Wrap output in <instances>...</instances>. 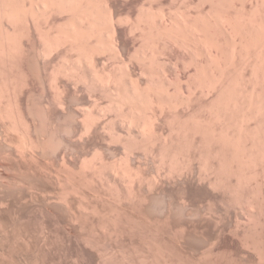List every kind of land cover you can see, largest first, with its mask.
<instances>
[{
  "label": "rangeland",
  "instance_id": "obj_1",
  "mask_svg": "<svg viewBox=\"0 0 264 264\" xmlns=\"http://www.w3.org/2000/svg\"><path fill=\"white\" fill-rule=\"evenodd\" d=\"M141 1L146 2V0H113V5L123 20L119 26L120 28L117 29L119 39L117 51L109 48V40L106 38L105 32H102L99 34L100 36H94V38H89L91 40L83 41L85 44H81L83 50H81V55L83 56L80 59H77L76 53L66 50V46L51 51L54 55L50 52L51 54L44 57L45 60L40 59L43 58L40 54H42L46 39H48L47 42H50L61 38L59 35L63 33V28L58 29L59 31L55 28L62 27L65 24V22L62 23L63 25L60 24L65 21L60 17L55 18L54 22L52 21L53 26L48 25V28L39 29L42 32L38 30L35 32L30 26L32 25L30 22L24 23L25 21H22V25L17 24L20 23V21L17 22L18 20L15 21L16 23L12 21L9 24L0 22L3 27H6L4 29L0 27V264H264V163L255 161L249 168H244L242 169L243 172L239 173L235 167H232L234 165L231 163L233 160H231V152L228 147H221V144H218L220 145L218 147L215 143L209 145L210 148H208L211 153L206 155L208 160H205V170L206 168L208 170H206V175L209 183L206 181L203 185L197 184L191 179L171 180L170 178L165 179V183L160 182L158 184L157 174L158 171H162V167L159 166L158 160H156L157 156L155 155L154 158V155L149 151H145L142 147L144 143L139 135V129H137L138 131L133 129L128 135V133H125V129H121L123 125L118 124L121 123L118 122L120 115L126 113L125 110L132 106V110L136 108L133 110L135 117L144 121L145 115L151 107L149 98L155 94H158V100L163 98L162 100L165 99L164 102H166L177 98L176 96L179 93L186 95L191 88V91L195 93L196 102H200L202 98L198 96L197 91L192 89L202 79L199 76L198 78L197 75L194 76L193 65L188 59V53L183 49L181 41L170 37L173 35V29L175 28L171 27L170 31L167 29H170L171 23L175 24V20H180V18L187 19L190 22L193 20L205 21L204 18L207 19L210 16L208 12L213 15L214 11L218 12L220 9H223L222 11L225 9V13L227 12V14L233 16L238 10V5L234 0H213V2L212 0H156V2L152 0L151 2L155 3L153 5L154 12L157 13L158 10V23L162 21L165 25H158V64H150L146 60V54L149 50L147 42L149 43L150 40L144 41L141 34V37H139V33H133L127 27L128 24L135 22L138 9L140 10L143 5L146 6ZM157 2L158 5H156ZM156 6L158 9H155ZM221 6L222 8H220ZM184 15H186V18ZM28 23L29 28L28 26L25 27ZM19 25L22 28H19ZM45 28L47 31H45ZM49 28L53 29L50 30ZM18 29L21 31H18ZM2 31L5 32V36ZM12 31H15L16 34ZM64 34L62 35L64 36ZM164 37H167V39ZM190 37V35L184 36L183 39H189L190 42H193L192 37ZM216 37L220 40L218 50L221 54H224L222 56L228 53L231 55H227L228 60L226 59L227 56L225 57L226 63L230 61L227 66L225 64L226 71L223 70V75L225 80L228 78L226 83L228 85L231 83V87L234 86L235 88L238 86L237 83H240L238 80L241 75L236 65L234 66L235 63H231L232 54L229 50H231L232 44L225 41L221 34ZM22 38L24 39L22 40ZM175 40L178 42L177 44ZM96 44L97 46L100 45L101 48L100 46L94 48ZM12 46L13 48H11ZM14 47L16 55L14 53L4 55L3 52L7 53L11 49L14 50ZM91 48L95 49L94 64L89 63L90 60H87L89 59V53L88 56L85 53ZM84 50L86 51L84 52ZM85 55L87 58H85ZM79 61L82 67L78 63ZM209 71L206 78L213 81L211 80L213 78H210L211 75L214 77V73L211 74L213 70ZM209 74L211 75L209 76ZM34 79L38 80L34 81ZM54 81L56 82L55 85H59L60 90L56 91V86L53 85ZM132 84L134 87L137 85L138 89H143L139 91H144L142 93L144 98L141 96L134 99L131 96L130 90L133 86L130 87V85ZM148 89H152V92L154 90V94ZM155 89H159L158 92ZM57 92L63 97V105H58ZM129 98H131L132 103L128 102L130 101ZM196 98H199L200 101ZM210 98H212L211 95L207 99ZM73 100L76 102L74 103ZM32 109H36L34 110L35 113ZM179 109L181 108H178V111ZM116 111L117 113H115ZM190 112V109L188 111L184 110L185 117ZM27 113L32 115L29 116ZM84 117L94 121L95 126L93 125V131L89 136L80 137V125L83 121L85 122ZM185 117L182 119L187 120ZM252 123V121L248 123L249 130L254 128ZM21 124H24L25 127ZM228 131L229 134L237 133L236 128L231 125L228 127ZM23 133L26 136L25 138ZM72 134L74 135L72 136ZM165 134L159 138L160 142L165 139ZM78 135L80 139L82 138V141H80ZM50 141L54 142L57 147L54 148V143L51 144ZM25 142L27 143L25 144ZM178 144L177 154L176 152L172 153L173 155L169 154L168 157L171 159L165 161V165L170 164L167 165L168 168L171 166V162L168 163V161L174 160L176 164V160L185 159L191 150L187 148V143H183V141ZM124 145L132 151L129 156L123 153L126 152ZM143 150L144 153H142ZM108 151L110 153H107ZM51 153L54 156L50 155ZM217 153H221L224 157V160H222L224 165L222 164V169L219 168L220 171L215 167L219 166V163L218 165L216 163L218 160L213 159ZM101 155L102 157L106 155L103 160V167L99 165L102 161L100 160ZM128 162H133V164L135 162L134 165L138 166H134V168L140 170L139 172L144 175L145 180L140 183L139 187L130 184L127 174L124 175L126 173L124 168L129 164ZM192 165L193 170L197 171L199 168L198 161H193ZM210 165L213 169H209ZM215 177L217 180L214 179ZM238 177L239 180H237ZM213 182L216 183L213 184ZM131 185L140 190L141 194L138 198L133 197V191L130 189ZM156 199L163 202L159 203L158 206L159 201ZM177 212H181L180 215Z\"/></svg>",
  "mask_w": 264,
  "mask_h": 264
},
{
  "label": "bare ground",
  "instance_id": "obj_2",
  "mask_svg": "<svg viewBox=\"0 0 264 264\" xmlns=\"http://www.w3.org/2000/svg\"><path fill=\"white\" fill-rule=\"evenodd\" d=\"M115 1V0H114ZM127 1V0H126ZM152 0H146V2H143L146 4L142 7H140V10L138 9V13L135 18L134 23H130L127 25L128 29L133 33H139L144 37V41L147 42V40H150L148 49V53L146 54V60L150 64H158V25L164 26L165 24L159 22L158 23V10L157 13L154 12L155 3L153 4L151 2ZM170 1V0H169ZM156 2V0H155ZM213 2V0H212ZM236 2V5H238L237 12L232 16L231 14L225 13L222 11V6L218 9V12H215L213 15H211V12H208L207 19L204 18L205 21H198L193 20L189 21L187 19L183 20L180 18V20H175V24L171 23L170 29L172 28L174 32L173 35L170 37H173L176 40H180L181 44L183 46V49L188 53V59L192 63V69L195 73V77H201L202 81L197 83L196 86L193 87L192 90L197 91L198 96L202 98L200 101L199 98L197 99L200 102H196L195 98L196 96L193 91H191V88L189 91H187V94H181L179 93V97L177 94L174 100H170L166 102L158 100V94L151 96L149 98V104H150V111L145 115V120L141 121L138 120L135 117V112L133 114V110L136 108L129 107L126 113L120 115V119L118 123L123 125L121 129H125V133H128V135L131 133L133 129L138 131L139 129V135L143 139V145L142 147L145 149V151H149L152 155L157 156L156 160H158L159 166L162 167V171H158L157 177H158V184L160 182L165 183V179H178L184 178V179H191L192 181H195L197 184H205L206 181L208 182V178L206 175V155L211 153V150H209L210 144H221V147H228V149L231 152V160H233L231 163H233L232 167L236 168L237 172H241L244 168H249L252 163L255 161H260L261 163H264V0H234ZM181 3V2H180ZM160 4V3H159ZM211 4V3H210ZM219 5V3H217ZM222 4V3H220ZM142 5V4H141ZM158 5V2L157 4ZM162 5V4H161ZM231 5V4H230ZM234 4V6H236ZM180 6V5H179ZM157 7V6H156ZM155 9H158V7ZM161 7V6H160ZM170 7V6H169ZM177 7V6H176ZM185 7H187L185 5ZM215 7V6H214ZM193 8V7H192ZM231 8V7H230ZM164 9V8H163ZM214 9V8H212ZM216 9V7H215ZM228 10V9H227ZM186 11V10H185ZM212 11V12H213ZM233 11V10H232ZM161 12V8H160ZM163 12V11H162ZM231 12V11H230ZM166 13V12H165ZM170 13V12H169ZM204 13V12H203ZM161 14V13H160ZM184 14V13H182ZM186 14V13H185ZM181 15V14H180ZM191 15V14H190ZM164 16V15H163ZM162 16V17H163ZM178 16V15H177ZM183 16V15H182ZM62 18L65 21H60L59 23L62 24L65 22V24L62 27H55L58 29L63 28L64 36L59 35L60 39L47 42L48 39H46L43 51L41 57V60L44 59L45 56L48 54H51L53 50H56L60 47H67L66 50L72 51L76 53L77 59L83 55H81L82 50V43L83 41L88 40L89 38H94V36H100V33L106 34V38L109 40V48L111 50H116L118 47L119 39L117 37V29L122 24L123 20L120 17V13L113 5V0H0V22H6L11 23L12 21L16 23L15 21L20 23L25 21L30 22L32 25L33 30H38L44 27L48 28V25L53 26V20L56 18ZM186 18V15H184ZM197 17V16H196ZM206 17V16H205ZM124 18V17H123ZM189 18V17H188ZM53 21V22H52ZM160 21V20H159ZM57 22V21H55ZM166 22V21H165ZM13 23V24H14ZM1 24V23H0ZM12 24V25H13ZM169 24V23H168ZM22 25V24H21ZM21 25H19V28H22ZM24 25V24H23ZM28 24L25 25L28 26ZM42 25V26H41ZM55 25V24H54ZM49 26V27H50ZM59 26V25H57ZM3 27L2 24L0 26ZM14 27V25H13ZM53 27V28H54ZM6 27H3L4 29ZM12 28V27H9ZM29 28V26H28ZM31 28V29H32ZM51 28V29H53ZM120 28V27H119ZM169 28V27H168ZM26 29V28H25ZM50 29V28H49ZM48 29V30H49ZM50 29V30H51ZM164 29V28H163ZM9 30V29H8ZM12 30V29H11ZM14 30V29H13ZM20 29H18L19 31ZM32 30V31H33ZM56 31V29H54ZM172 30V31H173ZM17 31V30H16ZM21 31V30H20ZM25 31V30H24ZM37 31V32H38ZM45 31L47 29L45 28ZM44 31V33H46ZM56 31V32H57ZM61 31V32H62ZM171 31V32H172ZM4 32V31H2ZM13 32V31H12ZM11 32V33H12ZM15 32V31H14ZM13 32V33H14ZM39 32H42L40 30ZM38 32V33H39ZM130 32V33H131ZM165 32V31H164ZM12 33V34H13ZM21 33V32H20ZM19 33V35H20ZM26 33V32H25ZM29 33V30H28ZM27 33V35H28ZM59 33V32H58ZM170 33V32H168ZM9 34V33H8ZM16 34V32H15ZM22 34V33H21ZM48 34V33H47ZM165 34V33H164ZM222 35L223 39L225 41H228L232 44L231 46V54H232V61L231 63H235L237 70H239L241 77L235 78L240 82L237 83L238 86L234 88L228 85L226 83V80L224 79V73L223 70L225 69V64L227 62L228 54L225 56H222L224 54H221L218 50V45L220 43V40L217 35ZM4 32V36H5ZM11 35V34H10ZM42 35V34H41ZM57 35V34H56ZM133 35V34H132ZM156 35V36H155ZM171 35V34H170ZM190 35L193 39V42H190L189 39L185 40L183 39L184 36ZM55 36V35H54ZM162 36V35H161ZM10 37V36H9ZM15 37V36H14ZM36 37V36H35ZM43 37V35H42ZM58 37V35H57ZM169 37V36H168ZM169 37V38H170ZM182 37V38H181ZM190 37V38H191ZM20 38V37H19ZM46 38V37H45ZM44 38V39H45ZM56 38V37H54ZM163 38V37H161ZM167 39V37H164ZM2 39V38H1ZM7 39V38H6ZM13 39V38H12ZM24 38H22L23 40ZM38 39V38H37ZM42 39V38H41ZM19 40V39H18ZM40 40V38H39ZM91 40V39H89ZM102 40H104L102 38ZM140 40V39H139ZM175 40V41H176ZM4 41V40H3ZM21 41V40H20ZM33 41V40H32ZM99 41V40H98ZM161 41V40H160ZM163 41V40H162ZM172 41V40H171ZM12 43V42H11ZM14 43V42H13ZM161 43V42H160ZM167 43V42H165ZM178 42L176 41V44ZM20 42L18 43V45ZM43 44V43H42ZM85 44V43H84ZM92 44V42H91ZM140 44V43H139ZM146 44V45H147ZM5 45V44H4ZM29 45V44H28ZM32 45V44H31ZM107 45V43H106ZM164 45V44H163ZM168 45V44H167ZM172 45V44H171ZM95 46V45H94ZM93 46V47H94ZM100 46V45H99ZM99 46H96L94 48H98ZM133 46V45H132ZM139 46V45H137ZM176 46V45H175ZM16 47V46H15ZM14 47V50H9L7 53L3 52L4 55H9L11 53H14L16 55V49ZM19 47V46H18ZM23 47V46H22ZM92 47V46H91ZM104 47V45H103ZM13 48V46L11 47ZM17 48V47H16ZM93 48V49H94ZM101 48V46H100ZM144 48V47H143ZM162 48V47H161ZM165 48V47H164ZM23 49V48H22ZM85 49V48H84ZM92 49V48H91ZM88 50L89 56L87 60H90V64L95 61V49L94 51ZM226 49V48H225ZM29 50V49H28ZM34 50V48H33ZM102 50V49H101ZM141 50V49H140ZM183 50V51H184ZM22 51V50H21ZM83 51V50H82ZM90 51V52H89ZM117 51V50H116ZM135 51V50H133ZM147 51V50H146ZM227 50V52H229ZM51 52V53H50ZM61 52V51H60ZM83 52V53H84ZM118 52H120L118 50ZM117 52V53H118ZM122 52V51H121ZM222 52V51H221ZM66 53V52H65ZM73 53V54H74ZM123 53V52H122ZM125 53V52H124ZM161 53V52H160ZM27 54V53H26ZM53 54V53H52ZM115 54V53H113ZM120 54V53H119ZM133 54V53H132ZM141 54H143L141 52ZM186 54V53H185ZM22 55V52H21ZM38 55V54H37ZM39 55V56H40ZM54 55V54H53ZM70 55V54H69ZM105 55V54H104ZM137 55V54H136ZM230 55V54H229ZM11 56V55H10ZM50 56V55H49ZM60 56V55H59ZM71 56V55H70ZM69 56V57H70ZM86 56V55H85ZM87 56L85 58H87ZM124 56V55H123ZM144 56V55H143ZM227 56V57H226ZM231 56V55H230ZM33 57V56H31ZM30 57V58H31ZM97 57V56H96ZM226 57V59H225ZM48 58V57H47ZM116 58V57H115ZM129 58V57H128ZM142 58V55H141ZM65 59V58H64ZM106 59V58H105ZM131 59V58H130ZM5 60V59H4ZM39 60V59H38ZM45 60V59H44ZM43 60V61H44ZM57 60V59H56ZM62 60V59H61ZM66 60V59H65ZM85 60V59H84ZM117 60V59H116ZM115 60V61H116ZM120 60V59H119ZM122 60V58H121ZM144 60V59H143ZM30 61V60H29ZM37 61V60H35ZM47 61V59H46ZM63 61V60H62ZM81 61V60H80ZM78 62L81 64V62ZM1 62V61H0ZM4 62V61H3ZM27 62V61H26ZM32 62V61H30ZM42 62V61H41ZM187 62V61H185ZM37 63V62H36ZM49 63V62H48ZM56 63V62H55ZM64 63V62H63ZM75 63V62H73ZM85 63V62H84ZM96 63V62H95ZM16 64V63H15ZM44 64V63H43ZM67 64V63H66ZM71 64V63H70ZM77 64V63H76ZM87 64V63H86ZM92 64V66H93ZM119 64V63H118ZM145 64V63H144ZM174 64V63H173ZM36 65V64H35ZM121 65V63H120ZM165 65V64H164ZM53 66V65H52ZM60 66V65H59ZM80 66V65H79ZM88 66V65H87ZM105 66V65H104ZM29 67H31L29 65ZM37 67V66H36ZM50 67V66H49ZM54 67V66H53ZM64 67V66H63ZM71 67V66H70ZM82 67V64H81ZM90 67V66H89ZM170 67V66H169ZM235 67V68H236ZM43 68V67H42ZM76 68V67H75ZM87 68V67H86ZM12 69V68H11ZM34 69V68H33ZM59 69V68H58ZM62 69V68H60ZM103 69V67H102ZM101 69V71H102ZM191 69V70H192ZM213 70L211 74H213L214 77L211 75L210 78H213L210 81L209 78H206L207 72L209 70ZM53 70V69H52ZM57 70V69H56ZM77 70V69H76ZM81 70V69H80ZM156 70V69H155ZM233 70V68H232ZM30 71V70H29ZM66 71V70H65ZM90 71V70H89ZM187 71V69H186ZM226 71V69H225ZM230 71V70H229ZM234 71V70H233ZM28 72V70H27ZM32 72V71H31ZM43 72V71H42ZM53 72V71H51ZM107 72V71H106ZM112 72V71H111ZM23 73V72H22ZM30 73V72H28ZM33 73V72H32ZM41 73V72H40ZM58 73V72H57ZM103 73V72H102ZM165 73V72H164ZM210 73V71H209ZM229 73V72H228ZM45 74V73H43ZM96 74V73H94ZM98 74V73H97ZM109 74V73H108ZM25 75V74H24ZM30 75V74H29ZM36 75V74H35ZM54 75V74H51ZM56 75V73H55ZM61 75V73H60ZM70 75V74H69ZM99 75V74H98ZM113 75V74H112ZM165 75V74H164ZM192 75V76H193ZM90 76V74H89ZM102 76V75H101ZM170 76V75H169ZM191 76V75H189ZM193 76V77H194ZM37 77V76H36ZM39 77V76H38ZM52 77V76H51ZM70 77V76H69ZM99 77V76H98ZM97 77V79H98ZM159 77V75H158ZM175 77V76H174ZM198 77V78H199ZM19 78V77H18ZM22 78V77H21ZM53 78V77H52ZM55 78V77H54ZM100 78V77H99ZM163 78V77H162ZM167 78V77H166ZM165 78V79H166ZM28 79V78H27ZM33 79V78H32ZM56 79V78H55ZM90 79V78H89ZM93 79V78H92ZM109 79V78H108ZM145 79V78H144ZM172 79V78H171ZM188 79V78H187ZM195 79V78H194ZM10 80V79H9ZM26 80V79H25ZM36 79H34L35 81ZM38 80V79H37ZM36 80V81H37ZM40 80V79H39ZM66 80V79H65ZM91 80V79H90ZM95 80V79H94ZM146 80V79H145ZM158 80V79H157ZM176 80V79H175ZM232 80V79H231ZM234 80V79H233ZM53 81V79H52ZM56 81V80H55ZM53 83L54 86H56V91L60 90L59 85H55V82ZM83 81V80H82ZM96 81V80H95ZM101 81V80H100ZM104 81H106L104 79ZM108 81V80H107ZM115 81V80H114ZM196 81V79H195ZM199 81V80H198ZM237 81V82H238ZM7 82V80H5ZM110 82V81H109ZM141 82V81H140ZM172 82V80H171ZM179 82V81H178ZM229 82V81H228ZM10 83V81H9ZM39 83V82H37ZM49 83V82H48ZM58 83V82H57ZM99 83V82H98ZM102 83V82H100ZM104 83V82H103ZM136 83V82H135ZM161 83V82H160ZM168 83V81H167ZM177 83V82H176ZM185 83V81H184ZM236 83V82H233ZM41 84V83H40ZM51 84V83H50ZM97 84V83H96ZM108 84V83H107ZM142 84V83H141ZM163 84V83H161ZM171 84V83H170ZM190 84V83H189ZM26 85V84H25ZM48 85V84H47ZM154 85V84H152ZM186 85V84H185ZM193 85V84H192ZM234 85V84H233ZM53 86V87H54ZM86 86V84H85ZM102 86V85H101ZM133 86L130 85V87ZM136 87H132L131 96L135 98H139L143 96V92L138 89L137 85ZM145 86V85H144ZM1 87V86H0ZM11 87V86H10ZM15 87V86H14ZM22 87V86H20ZM44 87V86H43ZM155 87V86H154ZM153 87V88H154ZM162 87V86H161ZM160 87V88H161ZM180 87V86H179ZM186 87V86H184ZM62 88V87H61ZM104 88V87H103ZM107 88V87H106ZM175 88V86H174ZM7 89V87H6ZM25 89V88H24ZM4 90V89H3ZM16 90V89H15ZM54 90V89H52ZM96 90V89H95ZM149 90V89H148ZM152 92V89H150ZM149 90V91H150ZM156 90V89H155ZM159 90V89H158ZM158 90H156L158 92ZM162 90V89H161ZM168 90V89H167ZM172 90V89H171ZM42 91V89H41ZM102 91V90H101ZM107 91V90H106ZM155 91V92H156ZM164 91V90H163ZM173 91V90H172ZM55 92V91H53ZM64 92V91H63ZM147 92V91H146ZM150 92V93H151ZM154 92V90H153ZM152 92V93H153ZM183 92V91H182ZM186 92V91H185ZM10 93V92H9ZM40 93V92H39ZM44 93V92H43ZM58 93V92H57ZM95 93V92H94ZM93 93V94H94ZM149 93V92H148ZM171 93V92H170ZM178 93V92H177ZM15 94V93H14ZM56 94V93H55ZM127 94V93H126ZM145 94V93H144ZM154 94V93H153ZM165 94V93H164ZM167 94V93H166ZM165 94V95H166ZM21 95V94H20ZM32 95V94H31ZM44 95V94H43ZM57 95V94H56ZM123 95V94H122ZM146 95V94H145ZM164 95V96H165ZM172 95V93H171ZM212 96V98L207 99L209 96ZM238 95V96H237ZM12 96V95H11ZM17 96V95H16ZM129 96V94H128ZM150 96V95H148ZM162 96V95H161ZM160 96V97H161ZM197 96V97H198ZM9 97V96H8ZM15 97V96H14ZM147 97V96H145ZM166 97V96H165ZM172 97V96H171ZM29 98V97H28ZM38 98V97H37ZM52 98H54L52 96ZM56 98V97H55ZM58 105H63V97L61 94L58 93ZM56 98V99H57ZM123 98V96H122ZM144 98V96L142 97ZM169 98V96H168ZM200 98V99H201ZM6 99V98H5ZM126 99V98H125ZM130 103L131 98H129ZM160 99V98H159ZM27 100V99H26ZM41 100V99H40ZM39 100V101H40ZM53 100V99H52ZM124 100V99H123ZM128 100V99H127ZM144 100V99H143ZM148 100V98H147ZM42 101V100H41ZM28 102V101H27ZM72 102V101H71ZM70 102V103H71ZM74 102V100H73ZM76 102V101H75ZM74 102V103H75ZM81 102V101H80ZM134 102V101H133ZM15 103V102H13ZM40 103V102H39ZM136 103V102H134ZM143 103V102H142ZM6 104V103H5ZM30 104V103H29ZM73 104V103H72ZM78 104V103H77ZM114 104V103H113ZM116 104V103H115ZM124 104V103H123ZM126 104V103H125ZM11 105V104H10ZM9 105V106H10ZM120 105V104H119ZM134 107L135 104H133ZM141 105V104H140ZM34 106V105H33ZM37 106V105H36ZM40 106V105H39ZM46 106V105H45ZM94 106V105H92ZM91 106V107H92ZM149 106V105H148ZM15 107V106H12ZM47 107V106H46ZM117 107V106H114ZM121 107V106H120ZM126 107V106H125ZM30 108V107H29ZM32 108V105H31ZM178 108L179 109L178 111ZM43 109V108H42ZM41 109V110H42ZM47 109V108H46ZM60 109V107H59ZM87 109V107H86ZM85 109V110H86ZM115 109V108H114ZM191 110L190 113H188L185 117L184 110L188 111ZM4 110V109H3ZM33 110V109H32ZM31 110V111H32ZM36 110V109H34ZM33 110V111H34ZM79 110V108H78ZM91 110V108H90ZM110 110V109H109ZM19 111V110H18ZM82 111V110H81ZM80 111V112H81ZM88 111V110H86ZM98 111V110H97ZM104 111V110H103ZM107 111V110H106ZM113 111V110H112ZM123 111V110H122ZM138 111V110H137ZM136 111V112H137ZM143 111V110H142ZM145 111V110H144ZM1 112V110H0ZM7 112V111H6ZM14 112V111H13ZM29 112V111H28ZM83 112V111H82ZM91 112V111H90ZM89 112V113H90ZM102 112V111H101ZM4 113V112H3ZM35 113V111H34ZM37 113V111H36ZM42 113V112H41ZM46 113V112H44ZM43 113V114H44ZM72 113V112H71ZM74 113V112H73ZM88 113V112H87ZM106 113V112H105ZM117 113V111L115 112ZM119 113V112H118ZM144 113V112H143ZM29 114V113H27ZM65 114V113H64ZM137 114V113H136ZM3 115V114H2ZM32 115V114H31ZM29 114V116H31ZM39 115V114H38ZM85 115V114H84ZM144 115V114H143ZM6 116V115H5ZM4 116V117H5ZM36 116V115H34ZM44 116V115H43ZM66 116V115H65ZM64 116V119H65ZM74 116V115H73ZM87 116V115H86ZM137 116V115H136ZM139 116V115H138ZM142 116V115H141ZM1 117V115H0ZM11 117V116H10ZM20 117V116H19ZM45 117V116H44ZM72 117V115H71ZM76 117V116H75ZM187 118V120L182 118ZM18 118V117H17ZM58 118V116H57ZM70 118V117H69ZM78 118V117H77ZM85 118V117H84ZM91 118V117H90ZM97 118V117H96ZM28 119V118H27ZM30 119V118H29ZM44 119V118H43ZM72 119V118H71ZM118 119V118H117ZM142 119V118H141ZM2 120V119H1ZM9 120V119H8ZM15 120V119H14ZM20 120V119H18ZM32 120V119H31ZM45 120V119H44ZM47 120V119H46ZM59 120V119H58ZM63 120V119H62ZM67 120V119H66ZM65 120V121H66ZM82 124L80 125V131L79 135L80 137H86L91 134L94 121L87 119V117L84 119ZM94 120V119H93ZM105 120V119H104ZM108 120V119H107ZM143 120V119H142ZM183 120V121H182ZM12 121V120H11ZM40 121V120H39ZM57 121V120H56ZM64 121V120H63ZM69 121V120H68ZM81 121V120H80ZM252 121L253 123V129L249 130V122ZM6 122V121H5ZM19 122V121H18ZM41 122V121H40ZM48 122V121H47ZM94 122V123H93ZM105 122V121H104ZM113 122V121H112ZM20 123V122H19ZM18 123V124H19ZM24 123V122H23ZM43 123V122H42ZM59 123V122H58ZM81 123V122H80ZM108 123V122H106ZM4 124V123H3ZM25 124V123H24ZM23 124V125H24ZM50 124V123H48ZM64 124V123H63ZM110 124V123H109ZM22 125V124H21ZM22 125V126H23ZM39 125V124H37ZM70 125V124H69ZM68 125V126H69ZM73 125V124H72ZM112 125V124H111ZM234 126L236 128L237 133L235 134H229L228 127ZM5 126V125H4ZM46 126V125H45ZM95 126V125H94ZM106 126V125H105ZM110 126V125H109ZM119 126V125H118ZM15 127V126H14ZM20 127V126H19ZM25 127V126H23ZM27 127V125H26ZM38 127V126H36ZM66 127V126H65ZM102 127V126H101ZM12 128V127H11ZM40 128V127H39ZM44 128V127H43ZM60 128V127H59ZM78 128V127H77ZM103 128V127H102ZM114 128V126H113ZM8 129V128H7ZM38 129V128H37ZM53 129V125H52ZM68 129V128H66ZM65 129V130H66ZM115 129V128H114ZM11 130V129H10ZM28 130V129H27ZM35 130V129H34ZM46 130V129H45ZM51 130V129H50ZM61 130V129H60ZM71 130V129H70ZM15 131V130H14ZM64 131V130H63ZM73 131V130H72ZM71 131V132H72ZM114 131V130H113ZM123 131V130H122ZM38 132V131H37ZM42 132V131H41ZM49 132V131H48ZM56 132V131H55ZM54 132V133H55ZM67 132V130H66ZM65 132V133H66ZM69 132V131H68ZM110 132V131H109ZM233 132V131H232ZM19 133V132H18ZM39 133V132H38ZM166 133L165 139H163L162 142L159 141V138ZM34 134V132H33ZM38 135L37 133H35ZM42 134V133H41ZM48 134V133H47ZM64 134V133H63ZM93 134V133H92ZM103 134V133H102ZM115 134V133H113ZM17 136V134H15ZM71 135V134H70ZM68 135V136H70ZM74 134H72L73 136ZM78 135V137H79ZM104 135V134H103ZM108 135V134H107ZM120 135V134H119ZM56 136V135H55ZM66 136V134H65ZM67 136V137H68ZM23 137L25 138L23 133ZM33 137V136H32ZM39 137V136H38ZM37 137V138H38ZM60 137V136H59ZM79 137V139H80ZM110 137V136H109ZM19 138V137H18ZM22 138V137H21ZM30 138V137H28ZM42 138V137H41ZM49 138V137H48ZM46 138V139H48ZM63 138V137H62ZM75 138V137H74ZM73 138V139H74ZM88 138V137H87ZM100 138V136H99ZM112 138V137H111ZM17 139V138H16ZM54 139V138H53ZM78 139V140H79ZM23 140V138H22ZM29 140V139H28ZM50 140V139H49ZM52 140V139H51ZM100 140V139H99ZM103 140V139H102ZM119 140V139H118ZM250 140V141H249ZM31 141V140H30ZM45 141V140H44ZM48 141V140H47ZM53 141V140H52ZM57 141V140H56ZM55 141V142H56ZM82 141V138L80 139ZM101 141V140H100ZM105 141V140H104ZM183 141V143H187V148L191 149L190 152L187 154V156L182 158L181 160H176V164L174 160L168 161V163L171 162L170 168H168L167 164L165 165V161L169 160L170 157L169 154H172L176 152L177 146H179V142ZM21 142V140H20ZM33 142V141H32ZM40 142V141H39ZM60 142V141H58ZM76 142V141H75ZM120 142V141H119ZM129 142V141H128ZM127 142V143H128ZM250 142L251 144H249ZM4 143V142H3ZM27 142H25L26 144ZM54 143V142H49ZM63 143V142H62ZM77 143V142H76ZM95 143V142H94ZM102 143V142H101ZM107 143V142H106ZM134 143V142H133ZM182 143V142H181ZM23 144V143H22ZM23 144V145H25ZM35 144V143H34ZM33 144V145H34ZM48 145V143L46 142ZM57 144V143H56ZM61 144V142H60ZM58 144V145H60ZM111 144V143H110ZM125 144V143H124ZM249 144V147H248ZM32 145V144H31ZM38 145V144H37ZM40 145V144H39ZM118 145V144H117ZM123 145V144H122ZM140 145V143H139ZM138 145V146H139ZM5 146V145H4ZM44 146V145H43ZM54 148L55 146L54 143ZM52 146V147H53ZM66 146V145H65ZM65 146H63L65 148ZM114 146V145H113ZM121 146V145H120ZM220 145H218L219 147ZM1 147V146H0ZM3 147V146H2ZM19 147V146H18ZM29 147V146H28ZM39 147V146H38ZM42 147V146H40ZM51 147V146H49ZM48 147V148H49ZM109 147V146H108ZM123 147V146H122ZM181 147V146H180ZM209 147V148H208ZM226 147V148H227ZM15 148V147H14ZM59 148V147H58ZM61 148V147H60ZM82 148V147H81ZM98 148V147H97ZM129 147L124 145L123 153H125L126 156H129L132 152L128 149ZM136 148V147H135ZM140 148V147H139ZM142 148V149H143ZM1 149V148H0ZM42 149V148H41ZM73 149V148H72ZM100 149V148H99ZM227 149V150H228ZM9 150V149H7ZM27 150V149H26ZM30 150H32L30 148ZM44 150V149H43ZM53 150V149H51ZM50 150V151H51ZM107 150V149H106ZM105 150V151H106ZM215 150V149H214ZM34 151V150H33ZM37 151V149H36ZM46 151V150H45ZM54 151V150H53ZM66 151V150H65ZM73 151V150H72ZM75 151V150H74ZM95 151V150H94ZM110 151V150H109ZM107 153H110V152ZM7 152V151H6ZM19 152V151H18ZM42 152V150H41ZM100 152V151H99ZM98 152V153H99ZM221 152V151H220ZM226 152V151H225ZM229 152V153H230ZM17 153V152H16ZM31 153V152H30ZM49 153V152H48ZM53 153V152H52ZM52 153L50 155H52ZM66 153V152H65ZM112 153V151H111ZM141 153V152H140ZM144 153V150L143 152ZM223 153V152H222ZM22 154V153H21ZM47 154V153H46ZM71 154V153H70ZM101 154V153H100ZM177 154V152H176ZM175 154V155H176ZM228 154V153H227ZM17 155V154H16ZM38 155V154H37ZM44 155V154H43ZM49 155V156H50ZM124 155V156H125ZM173 155V154H172ZM171 155V157H172ZM230 155V154H229ZM20 156V155H19ZM41 156V155H40ZM45 156V155H44ZM54 156V155H52ZM63 156V155H62ZM96 156V155H95ZM94 156V157H95ZM106 156V155H105ZM105 156L102 157V160L99 165L100 167H103V160L105 159ZM110 156V155H109ZM132 156V154H131ZM136 156V155H135ZM177 156V155H176ZM228 156V155H227ZM4 157V156H3ZM24 157V156H22ZM59 157V156H57ZM93 157V158H94ZM29 158V157H28ZM40 158V157H38ZM112 158V156H111ZM115 158V157H114ZM168 158V159H166ZM31 159V158H29ZM28 159V160H29ZM46 159V158H45ZM71 159V158H70ZM117 159V158H116ZM142 159V158H141ZM148 159V158H147ZM171 159V158H170ZM174 159V158H173ZM176 159V158H175ZM213 159L217 161V165L219 163V166H215L216 169L224 165V157L221 153H217L214 155ZM18 160V159H17ZM24 160V159H23ZM85 160V159H84ZM115 160V159H114ZM131 160V159H130ZM138 160V159H137ZM146 160V159H145ZM197 160L199 164V168L197 171L193 170V161ZM227 160V159H226ZM58 161V160H57ZM63 161V160H62ZM94 161V160H92ZM127 161V160H126ZM129 161V160H128ZM134 161V160H133ZM229 161V160H228ZM263 161V162H262ZM105 162V161H104ZM123 162V161H122ZM136 162V161H135ZM134 162V164H135ZM138 162V161H137ZM147 162V161H146ZM227 162V161H225ZM230 162V161H229ZM30 163V162H29ZM48 163V162H46ZM60 163V162H59ZM65 163V161H64ZM111 163V162H110ZM114 163V162H113ZM118 163V161H117ZM129 163V162H128ZM150 163V162H149ZM259 163V162H258ZM116 164V163H115ZM133 162L127 164L124 175L127 174L128 179H130V184L136 185L137 187L140 186V183H142L144 179V175L142 172H139L137 169L134 168ZM213 164V162H212ZM223 164V165H222ZM25 165V164H24ZM46 165V164H45ZM64 165V164H63ZM87 165V164H86ZM93 165V164H92ZM119 165V164H118ZM117 165V166H118ZM27 166V165H26ZM257 166V164H256ZM115 167V166H114ZM125 167V166H124ZM167 167V168H165ZM261 167V165H260ZM52 168V167H51ZM65 168V167H64ZM69 168V167H68ZM96 168V167H95ZM230 168V167H228ZM139 169V168H138ZM145 167L143 168V170ZM148 169V168H147ZM153 169V168H152ZM155 169V168H154ZM209 169H213V167L210 165ZM215 169V170H216ZM232 169V168H231ZM230 169V170H231ZM69 170V169H68ZM113 170V169H112ZM120 170V168H119ZM254 170V169H253ZM264 170V169H263ZM44 171V170H43ZM59 171V170H58ZM57 171V172H58ZM70 171V170H69ZM100 171V170H99ZM98 171V172H99ZM103 171V170H102ZM116 171V170H115ZM124 171V170H123ZM122 171V172H123ZM208 171V170H207ZM212 171V170H211ZM214 171V170H213ZM228 171V170H227ZM233 171V170H232ZM262 171V170H261ZM67 172V171H66ZM73 172V171H72ZM80 172V171H79ZM121 172V170H120ZM217 172V171H216ZM231 172V171H229ZM243 172V171H242ZM241 172V173H242ZM249 172V171H248ZM91 173V172H90ZM145 173V172H144ZM149 173V172H148ZM154 173V172H153ZM219 173V172H218ZM233 173V172H232ZM231 173V174H232ZM255 173V172H254ZM257 173V172H256ZM47 174V173H46ZM51 174V173H50ZM56 174V173H55ZM215 174V173H214ZM21 175V174H20ZM96 175V174H95ZM115 175V174H114ZM221 175V174H219ZM239 175V174H238ZM245 175V174H244ZM255 175V174H254ZM264 175V174H263ZM116 176V175H115ZM114 176V177H115ZM121 176V175H120ZM123 176V175H122ZM218 176V175H217ZM240 176V175H239ZM257 176V175H256ZM16 177V176H15ZM67 177V176H66ZM125 177V176H124ZM153 177V176H151ZM222 177V176H221ZM247 177V176H246ZM21 178V177H20ZM54 178V177H53ZM81 178V177H80ZM89 178V177H88ZM102 178V177H101ZM118 178V177H117ZM150 178V177H149ZM220 178V177H219ZM253 178V177H250ZM19 179V178H18ZM217 180V178H214ZM261 179V178H260ZM264 179V178H263ZM20 180V179H19ZM97 180V179H96ZM117 180V179H116ZM156 180V179H154ZM239 180V177L237 178ZM60 181V180H59ZM114 181V180H113ZM127 181V180H126ZM125 181V182H126ZM211 181V180H210ZM8 182V181H7ZM87 182V181H86ZM220 182V181H219ZM224 182V181H223ZM247 182V181H246ZM99 183V182H98ZM209 183V182H208ZM207 183V184H208ZM216 183V182H215ZM213 182V184H215ZM60 184V183H58ZM63 184V183H62ZM152 184V183H151ZM155 184V183H154ZM239 184V183H238ZM261 184V183H260ZM3 185V184H2ZM110 185V184H109ZM131 185L130 189L133 191L134 194L133 197L140 196V190L138 188ZM149 185V184H148ZM219 185V184H218ZM243 185V184H242ZM64 186V185H63ZM101 186V185H100ZM128 186V185H127ZM130 186V185H129ZM153 186V185H152ZM228 186V185H227ZM233 186V185H232ZM126 187V186H125ZM134 187V188H133ZM142 187V186H141ZM240 187V186H238ZM150 188V187H149ZM213 188V187H212ZM225 188V187H224ZM233 188V187H232ZM261 188V187H260ZM140 189V188H139ZM210 189V188H209ZM219 189V188H218ZM228 189V188H227ZM258 189V188H257ZM264 189V188H263ZM147 190V189H146ZM220 190V189H219ZM98 191V190H97ZM130 191V190H129ZM152 191V190H151ZM238 191V190H237ZM260 191V190H259ZM257 192V190H256ZM99 193V192H98ZM107 194V193H106ZM223 194V193H222ZM246 194V193H245ZM252 194V193H251ZM230 195V194H229ZM240 195V194H239ZM252 196V195H251ZM130 197V196H129ZM163 197V196H162ZM161 197V198H162ZM52 198V197H51ZM145 198V197H144ZM154 198V197H153ZM170 198V197H169ZM251 198V197H250ZM256 198V197H255ZM254 198V199H255ZM258 198V197H257ZM50 199V198H49ZM151 199V198H150ZM158 200V199H156ZM162 200V199H161ZM208 200V199H207ZM257 200V199H256ZM262 200V198H261ZM151 201V200H150ZM159 201V200H158ZM241 201V200H240ZM141 202V201H140ZM157 202V201H155ZM163 202V201H161ZM158 202V206L161 203ZM237 202V201H236ZM143 204V203H142ZM221 204V203H220ZM248 204V203H247ZM152 205V204H151ZM242 205V204H241ZM260 205V204H259ZM264 205V204H263ZM142 206V205H141ZM156 206V205H155ZM250 206V205H248ZM261 206V205H260ZM149 207V206H148ZM154 207V205H153ZM180 207V206H179ZM221 207V206H220ZM155 208V207H154ZM177 208V206H176ZM182 208V207H181ZM186 208V207H184ZM164 209V208H163ZM241 209V208H240ZM250 209V208H249ZM255 209V208H254ZM150 210V209H149ZM173 210V209H172ZM177 210V209H176ZM153 211V210H152ZM156 211V210H155ZM161 211V210H160ZM182 211V210H181ZM254 211V210H253ZM56 212V211H55ZM158 212V211H157ZM164 212V211H163ZM176 212V211H175ZM153 213V212H151ZM173 213V212H172ZM178 213V212H177ZM181 213V212H180ZM180 213H178L180 215ZM260 213V212H259ZM162 214V212H161ZM169 214V213H168ZM163 215V214H162ZM176 215V214H175ZM254 215V214H253ZM259 215V214H258ZM178 216V215H177ZM183 217V216H182ZM258 218V217H257ZM261 218V217H260ZM253 219V218H252ZM234 220V219H233ZM240 222V221H239ZM258 223V222H257ZM263 223V222H262ZM72 225V224H71ZM91 232V231H90ZM74 233V232H73ZM107 233V232H106ZM249 234V233H248ZM91 235V234H90ZM70 236V235H69ZM244 237V236H243ZM89 239V238H88ZM93 240V239H92ZM97 242V241H96ZM119 242V241H118ZM84 243V242H83ZM122 244V243H121ZM249 246V245H248ZM258 246V245H257ZM85 247V246H84ZM262 247V246H261ZM253 250V249H251ZM117 251V250H116ZM259 252V251H258ZM141 253V252H140ZM135 254V253H134ZM119 255V253H118ZM122 255V254H121ZM257 256V255H256ZM168 257V256H167ZM262 258V257H260ZM260 261V260H259ZM127 264V263H126Z\"/></svg>",
  "mask_w": 264,
  "mask_h": 264
}]
</instances>
